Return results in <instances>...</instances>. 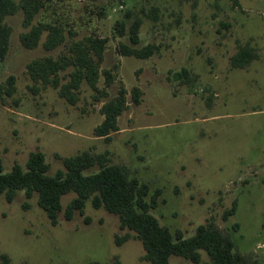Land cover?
<instances>
[{"label": "rangeland", "instance_id": "1", "mask_svg": "<svg viewBox=\"0 0 264 264\" xmlns=\"http://www.w3.org/2000/svg\"><path fill=\"white\" fill-rule=\"evenodd\" d=\"M44 6L33 24L64 29V44L53 50L43 47L46 33L34 49L21 45L29 30L21 10L5 20L12 33L0 62L4 172L15 164L25 169L29 155L39 152L55 175L66 158L86 152L102 163L85 174L119 166L147 186L149 213L174 240L211 224L232 242L240 264H264V0H45ZM87 36L107 40L97 82L104 95L82 83L71 105L58 89L31 80V61L56 59ZM121 45L156 50L139 59L123 56ZM241 51L250 61L238 67L232 60ZM70 71L60 73L61 85ZM104 71L114 77L110 86ZM10 77L14 92L6 96ZM135 87L138 105L131 100ZM121 88L128 108L118 130L96 137L102 105ZM75 197L62 198L53 225L36 194L20 191L11 202L1 195L0 264H150L134 233L91 201L66 219ZM200 256L210 262L205 252ZM169 264L194 263L171 257Z\"/></svg>", "mask_w": 264, "mask_h": 264}, {"label": "trees", "instance_id": "2", "mask_svg": "<svg viewBox=\"0 0 264 264\" xmlns=\"http://www.w3.org/2000/svg\"><path fill=\"white\" fill-rule=\"evenodd\" d=\"M44 4L45 0H0V62L6 57L12 33L11 27L5 21L6 17L19 10L23 13L24 27L29 28L19 37L24 48H36L44 33L45 50L50 51L64 44V29L61 24L43 21L33 24L44 9ZM131 40L137 43L135 33ZM106 43V39L96 36L74 41L56 59L44 57L31 61L27 65L28 75L35 84L58 89L59 96L71 105L76 104V92L82 83H86L95 93L104 95V92H100L97 82L101 74L99 65L103 60ZM155 50L153 45L140 50L125 45L120 47L123 56L139 59L151 57ZM232 61L236 66L243 67L250 61V55L241 51ZM68 69L71 70L67 75L69 80L61 85L60 73ZM183 73L186 75L187 71L183 70ZM102 75L105 85L110 86L114 81L112 74L104 71ZM13 83L14 78L10 77L3 94L12 95ZM126 96V90L121 88L115 98L102 105L103 121L94 130L96 137L107 138L118 130L117 119L128 108ZM140 97V89L133 88L132 103L138 105ZM2 98L0 92V101ZM96 161L102 163L99 157L83 152L66 158L64 171L49 175V168L42 153L30 154L25 169L15 164L10 172H4L0 157V196L5 195L6 200L11 202L20 191L26 192L28 196L36 194L38 206L45 212L51 224L55 225L62 210V198L74 193L76 197L65 210L66 219H72L75 211L82 212L86 202L91 201L95 208H104L117 216L121 229L134 233L135 238L142 244L144 260L150 264H169L171 257H182L194 264H240L239 258L233 253L232 242L211 224L200 226L189 238L174 240L170 232L149 213L150 204L144 200L148 194L147 186L129 178L126 170L119 166H101L97 173L85 174ZM151 203L154 204L152 201ZM119 242L121 241L117 237V243ZM201 251L207 254L210 262L201 263Z\"/></svg>", "mask_w": 264, "mask_h": 264}]
</instances>
